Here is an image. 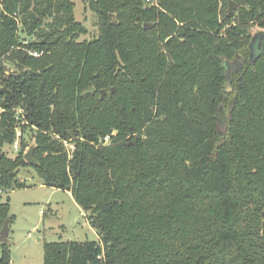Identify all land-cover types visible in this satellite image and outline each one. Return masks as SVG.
Wrapping results in <instances>:
<instances>
[{
    "label": "trees",
    "instance_id": "obj_1",
    "mask_svg": "<svg viewBox=\"0 0 264 264\" xmlns=\"http://www.w3.org/2000/svg\"><path fill=\"white\" fill-rule=\"evenodd\" d=\"M145 1L83 0L81 41L73 0H0V234L33 168L99 236L44 244V264H264V0Z\"/></svg>",
    "mask_w": 264,
    "mask_h": 264
},
{
    "label": "rangeland",
    "instance_id": "obj_2",
    "mask_svg": "<svg viewBox=\"0 0 264 264\" xmlns=\"http://www.w3.org/2000/svg\"><path fill=\"white\" fill-rule=\"evenodd\" d=\"M73 1L76 4V20L87 29L80 40H94L98 34L96 15L83 0ZM11 70L12 67L10 73ZM31 139L32 136L27 135L28 142ZM5 152L13 158L19 151H15L13 145H8L5 146ZM19 177L26 182L27 187L9 193L10 213L15 218L9 234L12 247L10 264H44L43 245L46 243L99 241L88 214L81 215L72 194L44 186L33 168L22 169Z\"/></svg>",
    "mask_w": 264,
    "mask_h": 264
},
{
    "label": "water",
    "instance_id": "obj_3",
    "mask_svg": "<svg viewBox=\"0 0 264 264\" xmlns=\"http://www.w3.org/2000/svg\"><path fill=\"white\" fill-rule=\"evenodd\" d=\"M235 9V2H230L227 17H230L233 14V11ZM154 24L147 23L145 24L144 28L145 30L150 29L154 27ZM250 50V58L248 60V63L252 64L254 60L264 55V31H258L254 34L251 43L249 45ZM246 62V58L243 56L242 53H238L234 60L232 61H226V68H227V82L225 83L224 91L225 92H231L232 85H230V78L235 72L242 69L243 64ZM95 90L91 88L90 90H87L85 93H94ZM106 92L102 91V98L105 96ZM36 149V144L33 143L28 151L24 155V160L27 161V163L31 166H37L38 162L34 159V152ZM9 234H10V222L9 220H6L1 234H0V243H8L9 242Z\"/></svg>",
    "mask_w": 264,
    "mask_h": 264
},
{
    "label": "built area",
    "instance_id": "obj_4",
    "mask_svg": "<svg viewBox=\"0 0 264 264\" xmlns=\"http://www.w3.org/2000/svg\"><path fill=\"white\" fill-rule=\"evenodd\" d=\"M145 2H146V3H152L151 0H146ZM28 53H29L31 56L36 57V58H39V57L42 56V54H43V53H40V52H38V51H28ZM20 134H21V133L18 132V137L20 136ZM103 141H105V143H108V142H109V137H108V136L105 137ZM13 147H14L15 151H17V152L19 151L18 140H16V141L13 143ZM2 195L4 196L5 193H2Z\"/></svg>",
    "mask_w": 264,
    "mask_h": 264
},
{
    "label": "crops",
    "instance_id": "obj_5",
    "mask_svg": "<svg viewBox=\"0 0 264 264\" xmlns=\"http://www.w3.org/2000/svg\"><path fill=\"white\" fill-rule=\"evenodd\" d=\"M69 193V192H68ZM71 194V193H70ZM79 211H81V215L83 216L85 213V211H82L81 208L79 207ZM87 215V214H86Z\"/></svg>",
    "mask_w": 264,
    "mask_h": 264
}]
</instances>
